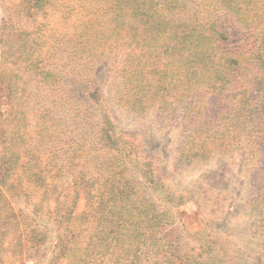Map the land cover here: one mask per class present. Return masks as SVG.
<instances>
[{
    "label": "rangeland",
    "instance_id": "rangeland-1",
    "mask_svg": "<svg viewBox=\"0 0 264 264\" xmlns=\"http://www.w3.org/2000/svg\"><path fill=\"white\" fill-rule=\"evenodd\" d=\"M20 1L0 0V29L6 23L0 30V81H5L0 91L11 114L0 119V127L11 134L17 131V139L24 136L23 128H16L21 117L13 119L14 110L27 98L24 112L29 118V137L39 145L48 143L47 153L60 155L41 158L36 172L45 176L43 185L32 184L35 179L20 169L16 172L22 190L32 191L33 196L18 198L13 205L19 223L11 227L4 249L0 247V264H264V204L250 187V170L257 168L263 156L260 141L242 133L231 143L229 153L180 162L184 123L180 115L172 123L167 117L186 93L177 80L167 85L166 94L158 93V82L151 75L165 62H173L172 53H165L167 37L149 43L127 61L132 42L124 22L130 17L116 16L117 6L111 0H57V9L44 15L37 12L35 22L26 19ZM185 2L196 8L204 23L225 27L227 43L240 61L254 53V49L243 52L247 28L216 0ZM19 22L32 34L34 62L18 59L22 51L18 50L22 44L17 35ZM162 32L173 30H160L158 36ZM154 46L161 47L158 56L150 50ZM243 68L217 100L199 89L191 93L189 103L203 101L215 111L233 99L229 95L239 94L242 86L253 90L251 76ZM146 85L150 92L143 94L138 89ZM40 114H48L54 127L44 130L34 120ZM106 115L118 132L115 139H133L140 146L137 158L132 157V150L127 151L126 166L131 157L137 162L124 179L134 183L138 198L157 203L154 219L145 217L147 222L139 223L134 209L138 206L127 196L118 197L116 204L97 202V195L110 194V187L89 180V173L97 178V165L95 171L93 166L97 157L103 161L109 155L102 133ZM97 145L93 161L86 157V148ZM99 170L105 171L103 164ZM82 178L94 185L95 197L91 195L90 201ZM160 184L165 188L156 190ZM54 189L63 194L56 202ZM168 192L179 198L176 203L165 201ZM39 205L45 209L39 211ZM66 207L75 217L66 215ZM116 211L126 219L131 238L117 239L118 225L110 223ZM18 232L21 243L16 240Z\"/></svg>",
    "mask_w": 264,
    "mask_h": 264
},
{
    "label": "trees",
    "instance_id": "trees-1",
    "mask_svg": "<svg viewBox=\"0 0 264 264\" xmlns=\"http://www.w3.org/2000/svg\"><path fill=\"white\" fill-rule=\"evenodd\" d=\"M21 1L19 5L21 11L24 10L27 14L26 19L31 22H35V14L37 12H44V15L47 11L54 8L57 9V0ZM216 1L223 9L232 12L247 28L249 36L245 41L246 48H244L243 52L246 53V49L249 51L254 49V53L250 54V58L240 61L230 49V44L227 43L228 31L225 27L218 22L204 23L203 20L199 19V13L196 12V8H193L192 4L186 3L185 0H111L110 2L114 8L116 3V16H120L123 20L127 16L130 17L127 22L123 21L124 29L129 30L132 42L131 54L126 55L127 61L132 60L135 56L137 57L149 43L157 42L161 36L167 37V39L164 38V44L167 43L168 45L165 53H172L169 57L174 58L173 62H165L160 68H155L151 75L158 82L155 86V90L158 93L166 94L167 85L168 87L172 85L174 80L180 82L181 89L186 93L177 99L178 105L173 106L175 108L167 117V121L172 123L179 120L178 115H180L184 123V130L179 145L180 162H193L195 159L207 160L215 155L229 153L232 151L231 143H234L240 134L251 133L260 141L259 146L263 156L259 160L257 170H250L252 178L250 187L254 189V193L263 200L262 203L264 204V0ZM210 4L213 3L210 2ZM135 20L139 21L136 22ZM17 26L21 30L17 34L18 39L22 42L18 49L22 48L18 59L20 62L23 60L29 63L34 62L35 52L32 51V34L27 31L29 30L28 27L22 26L21 22ZM5 27L6 23L0 30H4ZM34 29L36 28L34 27ZM160 30H173V33L166 34V32H162L158 36ZM150 50L158 56L161 47L154 46ZM244 53H241V55ZM242 64L246 67L243 70L248 71L251 76L253 90L242 86V91L239 94L229 95V98L233 99L226 105L222 104L215 111L210 108L211 104L203 101L189 103L190 97H193L191 93L197 92L199 89L206 90V95L212 94L215 100L219 98L220 94L221 96L226 94L236 82V74L242 71ZM14 80L22 81V79L17 78H14ZM2 82L4 83L5 81H0V88ZM138 90L143 94L148 93L150 92V86L146 85ZM10 91L11 98L9 97V100H12L14 97L12 88H10ZM3 98L0 91V110L3 109L0 119L7 116V114L11 116L10 112L6 111V107L10 104L8 101H4L6 98ZM22 100V105H18L19 108L14 110L16 114L13 122L21 117L16 128L22 127L24 130H22V133L24 132L22 135L24 136L17 139V131L14 130L11 134V130L0 127V247L2 249H4L3 245L11 227L15 228L19 223V217L13 205L18 201V198L29 199L33 196L32 191L28 193L22 190L16 177V172L20 169L23 174L36 180H31L32 184L37 182L39 183L38 185H43L46 181L43 179L45 176L36 172L39 168V163H41V158H44L45 154H48L50 158L60 155V152L56 150H54L56 152L50 151L47 153L49 151L46 149L48 148V143L39 145L38 142L29 137V131H27L28 123H26L29 118L24 112L27 98ZM38 117V119L34 120L38 121V124L44 130H47L50 126L54 127L53 121L50 120L48 114H40ZM105 117H107L105 118L106 122H104L102 126L104 129L101 131L108 147L109 155L105 154L103 161L97 157L95 164H93L94 171L97 165V178L93 176V173H89V180L101 184L102 187L107 189L110 187V194L97 195V202H100V204H105L103 202H106L108 204L113 201L111 204H116L118 197L127 196V200L131 199L133 206H138V209L135 206L134 209L140 224L143 221L147 222V219H154L152 214L154 209L158 208L157 203H151L145 198H138L134 183L131 181L127 182L124 179L129 169H131L130 167L137 162L132 157L137 158V151L139 152L140 146L133 139H129L128 142L124 137H122L123 140L122 138L115 139L118 132L115 130L114 125L112 126L108 116L106 115ZM109 132L112 136H110ZM233 132L235 134H232ZM38 137L41 141L39 134ZM98 148V145L95 149L87 147L86 157L94 161V153L97 154ZM23 150H25V153H23ZM128 150H132V157L127 167ZM21 160L24 161L23 164L20 163ZM37 161H39L38 164H35ZM101 164L105 167L103 172L99 170ZM55 165L58 166L57 163ZM116 176L120 178H116ZM155 177V180L161 181L160 176ZM37 178L39 179L37 180ZM155 180L151 181L154 182ZM82 182L89 187L87 196L88 201H90L91 195L95 197L94 185L84 180V178H82ZM164 188L163 184L155 187L156 190H163ZM57 192L56 189L53 190V194L56 196L54 202L59 201L60 197H63V194ZM168 193L164 198L165 201L172 204L176 203L179 198L170 194V192ZM46 197L47 194H44L41 199L44 201ZM106 197L110 199L104 201ZM113 197L115 199H112ZM42 200L41 203L43 202ZM150 203L154 207H151ZM37 208L39 211L45 209L42 205L37 206ZM71 214L75 217L73 210L66 207V215L71 217ZM129 221L133 223V221ZM110 223L118 225L117 239L122 240L132 237L126 228V219L119 215L118 211L112 214ZM16 240L21 243V233L19 234L18 232Z\"/></svg>",
    "mask_w": 264,
    "mask_h": 264
}]
</instances>
